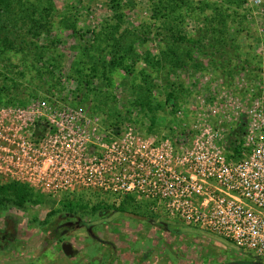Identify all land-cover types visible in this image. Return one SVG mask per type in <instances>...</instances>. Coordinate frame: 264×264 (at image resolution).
Instances as JSON below:
<instances>
[{"label": "rangeland", "instance_id": "1", "mask_svg": "<svg viewBox=\"0 0 264 264\" xmlns=\"http://www.w3.org/2000/svg\"><path fill=\"white\" fill-rule=\"evenodd\" d=\"M30 1H13L14 11L23 16L19 25L26 23L30 43H36V39L37 44L46 45L57 37L60 43L55 45L56 51L63 54V66L55 71L54 81L48 79L44 87L35 79L34 56L29 53L26 78H20L19 70L13 69L14 81L19 86L11 88L9 93L21 92L28 99L25 105L41 100L52 106L81 108L105 126L131 123L135 130L151 135L155 142L163 135H174V108L183 107L186 112L183 121L191 123L196 118L193 113L197 97L204 95L211 100L216 93L212 91H226V72L232 71L234 57L251 59L264 54V0L260 5H254L252 0H226L224 7L236 12L238 18L232 17L224 23L215 12L216 7L222 8L223 1L179 0L183 5L193 4L195 9L189 11L182 6V11L176 10L182 24L172 34L163 28V4L170 0H122L119 10L113 9L109 0H50L46 9L37 10ZM204 2L208 6L202 8ZM29 19L55 29L36 38L37 28L29 27ZM60 22L69 28L64 30ZM115 24L123 37L134 33L133 40L129 41L128 37L123 45L133 43L132 53L138 60H126V68L121 65L113 72L106 67L108 61L99 63L95 77H86L80 86L76 85L67 72L76 60L74 57L81 54L79 49H73L79 45L78 36L84 35L80 46L92 45L93 50L104 46L103 42L94 40L95 35L104 40L103 27ZM9 30L11 39L22 33L19 28ZM174 37L182 39L172 45ZM12 43L16 44L17 40ZM169 51L175 52L172 58L168 57L166 71L170 73L163 70V60L154 70L144 62L145 54L160 59L163 52L172 56ZM14 52L9 53L12 64L0 62V73L9 77L12 76L9 66L19 65L20 70L23 67L17 62L22 57L16 54L14 58ZM174 57H181L183 64L173 68L177 60ZM90 67L94 68L92 63L74 65L85 73L90 72ZM170 97L172 102H168ZM140 105L144 108L140 109ZM17 106L20 105L15 102L2 104L0 110ZM0 180L10 179L0 176ZM43 196L39 203L27 202L22 207L10 202L13 200H3L0 264H264L263 259L228 240L179 220L167 219L160 206L132 195L124 197L118 206L111 203L110 197L93 191ZM65 213H73V221H76L73 216H79L80 221L79 227H72L63 236L60 233L63 228L58 225Z\"/></svg>", "mask_w": 264, "mask_h": 264}, {"label": "built area", "instance_id": "2", "mask_svg": "<svg viewBox=\"0 0 264 264\" xmlns=\"http://www.w3.org/2000/svg\"><path fill=\"white\" fill-rule=\"evenodd\" d=\"M256 59H234L226 91L197 97L194 122L174 108V135L157 142L69 105L1 109L0 176L48 196L93 191L114 206L132 195L264 260V57Z\"/></svg>", "mask_w": 264, "mask_h": 264}, {"label": "trees", "instance_id": "3", "mask_svg": "<svg viewBox=\"0 0 264 264\" xmlns=\"http://www.w3.org/2000/svg\"><path fill=\"white\" fill-rule=\"evenodd\" d=\"M13 1H17V0H0V51H1L0 52V62L1 63L4 61L11 62L9 53H11L12 50H15L13 56H14V58H17V56H16V54H17L19 57H22V59L17 60V62H21L23 64V67H21V70H20V68L18 67L19 65L18 66L17 65H14V66L11 65V66H9L10 73L12 75V73L18 69L19 73L17 75L20 78H26L25 74L29 70V67L27 66L28 60H27L26 55H29V53H33L34 58H33V62H32L33 63L32 68H34L35 79L37 81H39L44 87H46L47 86V80L51 79L54 81L55 71L61 70V66H63L62 62H61V59L63 60V54L62 55L58 54V52L56 51V46H55L56 44H58L57 42L60 43V40H58L57 37H55L54 40H51L46 45L45 44H37L36 39H35L36 43H34V42L30 43L29 31L28 30L25 31L26 23L23 22L25 24H23L22 26L19 25V22H21L23 16H22V14H19L18 10H17V12L14 11V2ZM121 1L122 0H109L112 8L115 10L120 9ZM221 1H223L222 5H221L222 8L216 7L217 11H215V12L221 17L222 23H224L225 20L226 21L228 19L231 20L232 17L238 18V14L236 12H232L229 9V7H224L226 0H221ZM228 1L231 2V0H228ZM49 2H50V0H31L29 2V4L33 7L34 10H37L40 7L45 8V6L49 5L48 4ZM190 2L193 3L192 1H190ZM182 6H185L184 8L189 10V11H192L193 9H195L193 4L183 5L179 0H170L168 2V4H163V19H164V22H163L164 27L163 28H165L169 34H172L173 32H175L177 28L178 29L181 28L180 25L182 24V20L180 19V13L179 14H175V13H176V10L179 8H180L179 10L182 11L184 9V8H182ZM206 6H208V5L206 2H204L202 8H205ZM187 14H185V16ZM26 18L27 17H25V19ZM3 22H5V24H2ZM29 22H30V25L27 24V25H29V27L33 26V27L37 28V30H36L37 33L35 32L36 38L41 33H45L46 31H48L50 33L52 29H55L53 26L49 28V27H46L45 25L40 24V22L36 19H29ZM46 22H47V20H46ZM241 22H243V19L241 20ZM60 23H61V25L64 24L63 22H60ZM6 24H8L9 27ZM166 24H168V26ZM10 28H13V29L19 28V30L22 31V33H19V35H20L19 37H14L13 39H11L10 38L11 34L9 33ZM65 28H69V27H65L63 25L64 30H66ZM103 28H104L105 33L102 34L101 36L106 41L100 39L96 35H95L94 40L103 42L104 46H98L95 48L93 47V50H91L92 45L91 46H84L85 48H83L82 47L83 45L80 46V44L84 39V35H79L77 38L79 45L76 48L72 47L73 49H79L81 54L80 55L78 54L77 57H74L76 60H74L70 64L71 67L69 68V71L67 72V77L71 78L76 83V85H78V86L81 85L82 80H84L86 77H95L96 76L97 66L99 63L102 64V63H104V61H108L106 63V67L109 66L111 68L110 72H113L115 69H118L121 65L125 66L126 60H130V61L131 60H138L132 53L134 51L133 43L130 42V44H127L126 46L123 45L126 42L125 39H127L128 37H129L128 38L129 41L133 40V38L135 36L134 33L126 38V37H123L121 35V33H119L120 32L118 29L119 25H117V24L110 25V26H104ZM177 39H180V41H181L182 38L181 37L172 38V45L178 43ZM13 40H17V43L16 44L12 43ZM180 41H179V44H180ZM95 43L98 44L97 42H95ZM48 46H51V49ZM175 46H177V45H175ZM169 53L172 54V56H168L167 55L168 53L165 54L163 52L161 54L160 59H155V57L153 58L151 56V54L148 53V54H145V57L143 59H144V62L146 64L151 65L152 70L156 69L157 68L156 66H159L161 64V61L163 60V64H164L163 70L165 69V71H166L167 67L169 66V62H170L169 61L170 58L168 59V57L172 58L173 54H175L174 51H173V53H172V51H169ZM246 53H247V51H246ZM57 54H58V56H57ZM56 57H58V58H56ZM137 57H138V55H137ZM240 57L241 56L234 57V59H238V60H241L244 62H249V63H255L256 62V64H261V62H260L261 60L256 59L257 57H255V56H253L251 59L245 58L246 60L243 59V57L242 58H240ZM261 57H264V54ZM174 58H176L177 60H176L175 65L172 64L173 68L176 65L179 66V65L183 64V62L181 61L183 59L181 57H174ZM38 63H40L41 65L37 66ZM79 63H83V65H85V66H90V63H92V66L94 68L90 67V72L85 73L84 70H82V69L74 68V65H77ZM11 64H12V62H11ZM126 67L127 66H125L123 68H126ZM13 69H14V71H12ZM167 73H170V71H168ZM0 75H2V76H0V81H2V82H0V105L10 104V103H14V102L20 106L25 105L27 103L28 99L24 98V96H22L21 92H19L17 90L13 94L9 93L10 90H13L11 88L16 89V87L19 86L18 81L17 82L14 81L15 78L13 77V75L9 77L4 72L0 73ZM166 75L168 76V74H166ZM31 98H33V96H31ZM168 102H172L171 97L169 98ZM139 108L142 109V108H144V106L140 105ZM41 199H44V196L42 194L36 192L35 190H33L31 187H29L26 184H21V183H18L16 181H11V180H9V181L0 180V205L3 204V200H8V201L13 200L10 202H12L14 205H16L18 207H22L27 202H35V203L38 202L39 203L41 201Z\"/></svg>", "mask_w": 264, "mask_h": 264}, {"label": "flooded vegetation", "instance_id": "4", "mask_svg": "<svg viewBox=\"0 0 264 264\" xmlns=\"http://www.w3.org/2000/svg\"><path fill=\"white\" fill-rule=\"evenodd\" d=\"M72 214L73 213H65V214L61 215V217H60L61 220H60V224L58 226H59V228H63L60 232L63 236H65L67 233H69V231L72 229V227H74V228L79 227V225L77 224V222L80 221L79 216H73L76 219V221H73V220H71ZM62 216H64V217H62ZM57 230L58 229H56V232H57Z\"/></svg>", "mask_w": 264, "mask_h": 264}, {"label": "water", "instance_id": "5", "mask_svg": "<svg viewBox=\"0 0 264 264\" xmlns=\"http://www.w3.org/2000/svg\"><path fill=\"white\" fill-rule=\"evenodd\" d=\"M64 249H65V251H67L66 249H68V247L66 246ZM70 253H71V252H70Z\"/></svg>", "mask_w": 264, "mask_h": 264}]
</instances>
